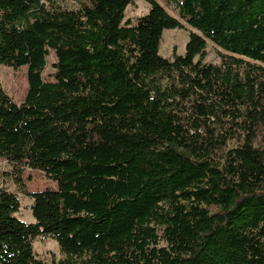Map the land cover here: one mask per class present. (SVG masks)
Wrapping results in <instances>:
<instances>
[{
    "label": "trees",
    "instance_id": "1",
    "mask_svg": "<svg viewBox=\"0 0 264 264\" xmlns=\"http://www.w3.org/2000/svg\"><path fill=\"white\" fill-rule=\"evenodd\" d=\"M68 1L0 0V66L29 85L19 105L0 83V159L35 220L0 185V264H47L42 236L51 264H264V0H179L180 19L144 0L136 25L134 0ZM183 22L186 53L163 58ZM25 169L56 189L28 192Z\"/></svg>",
    "mask_w": 264,
    "mask_h": 264
},
{
    "label": "rangeland",
    "instance_id": "2",
    "mask_svg": "<svg viewBox=\"0 0 264 264\" xmlns=\"http://www.w3.org/2000/svg\"><path fill=\"white\" fill-rule=\"evenodd\" d=\"M162 5L170 15L180 19L179 17V0H155ZM66 6L76 8V3L69 0ZM151 10V6L144 0H134V4L130 5L125 12V20L136 25L139 18L147 15ZM185 29L165 30L161 43L160 54L163 58L174 60L176 56H183L186 53V46L189 41V35L192 32H197L184 23ZM226 54L223 50L208 41L206 57L204 63L220 65L221 55ZM199 58H197L198 60ZM57 59L54 52L50 53L47 59V66L43 73V79L47 82L54 81L53 74L55 73L54 64ZM252 64L260 65L251 60H246ZM0 83L4 91L17 104H22L27 96L28 85V67H22L18 70L7 66H0ZM237 141L231 142L229 148L236 147ZM19 172L15 171L13 166L6 160L0 159V185L7 191L15 194L20 200L21 209L17 217L25 223H35L31 210L33 199L21 192L20 188L15 184V178L19 176ZM22 180L28 192H43L46 190H55L56 183L42 172L31 171L25 169L21 173ZM163 245V243H162ZM34 251L39 259L47 264L57 263L64 258L59 245L56 241L49 237H38L33 242Z\"/></svg>",
    "mask_w": 264,
    "mask_h": 264
}]
</instances>
